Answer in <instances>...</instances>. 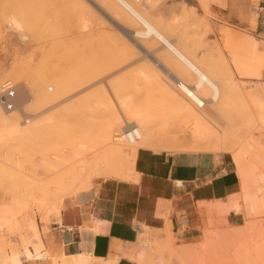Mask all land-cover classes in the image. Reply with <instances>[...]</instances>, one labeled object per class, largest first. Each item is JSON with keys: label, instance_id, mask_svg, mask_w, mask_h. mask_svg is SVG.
<instances>
[{"label": "rangeland", "instance_id": "374dc122", "mask_svg": "<svg viewBox=\"0 0 264 264\" xmlns=\"http://www.w3.org/2000/svg\"><path fill=\"white\" fill-rule=\"evenodd\" d=\"M40 1L0 0V72L8 70L9 67H12L11 70L16 69L15 74L5 75V78L0 80V86L3 82L10 81L18 88L20 85L18 82L24 79L30 86L32 83L33 86L41 87L44 80L53 77L54 80L56 79L55 82L64 81L67 88L63 98H59L54 106H48L49 108L44 106L45 110L38 104L40 102L38 90L32 92L31 100L25 105L29 110L40 114L36 113L33 116L32 122L38 126L36 127L38 129L32 138L25 137L26 115H20L19 105L14 104L12 111H6L19 114L17 124L19 131H16L17 126L0 129V264H20L22 257L27 256L30 248L35 250V253L43 249L42 242L51 217L58 216L66 197H72L77 192L95 187L101 182L132 181L115 176L111 172L110 166L114 160L113 168L130 167L137 176L140 175L139 163L142 154L163 155V153L155 154L151 150L167 153L176 150L222 152L211 148L191 149L199 139L197 136L212 131L210 140L226 143L241 155L242 170L264 171V128L258 127L254 117L255 111L251 109L249 99L256 88L264 89V51L259 49L260 42L255 36L222 18L218 9L223 7L216 5L214 0H204L209 1L206 2L209 5L206 12L198 8L195 3L186 5L183 10L178 6L171 15L175 19H180L182 16L190 15L189 13L195 9L194 14L198 22L190 29L192 33H189V36L191 40L201 38L202 43L199 45H202L198 47L200 50L190 47L191 50L188 51L190 53L195 48L196 53L194 49L190 54L192 59L204 66L207 76L217 84L218 89H221L220 93L225 88L220 94L222 101L215 103L209 96L205 97L207 98L205 119L194 123L184 122L186 118L182 121L183 115H175L177 112L181 115V112L176 111L177 108L175 109L174 106V108L168 107L171 105L166 98L169 92L162 90L168 85L160 84L164 82V78L162 80V74L155 71L153 64L151 66L149 62L143 64L142 61L132 62V60L125 61L124 58L123 60L111 58L112 53L123 54L122 46L110 45L99 50V48L85 47L76 49L70 44L61 49L48 45L41 32L42 29H25V15L21 19L22 22L20 18L19 20L16 18L21 23L20 27L10 25L11 22L8 21H12L11 13L15 9L20 11L31 7L36 9L34 10L36 13L27 16L29 20L27 23L37 21L42 13L38 8ZM176 2L179 3V0ZM64 4L65 7L69 3ZM69 7L71 13L67 10L68 7L61 8L70 19L67 20L70 27L62 36L73 40L90 38V34L85 33L89 26H85L83 21L89 22L91 27L92 20L88 21L87 18L83 20L80 10L78 8L76 10L75 3H70ZM8 10L11 13L5 12ZM76 13L78 15H75ZM77 23L79 24L76 25ZM81 27L85 30H81ZM194 28H197L199 36L194 34L197 33ZM25 37L27 40L24 39ZM66 52H69L68 56L64 55ZM198 59H201V64ZM49 82L44 88L54 87L53 83ZM49 92L52 93L53 90ZM1 107L3 108L2 104ZM171 112L173 117L168 114ZM142 113L143 116H155L157 119L156 124L153 125L155 136L152 145L143 150L138 149L140 151L134 156L129 155L130 152L127 150L122 151L126 153L128 159L124 163L120 158H113L114 160L111 161L109 159L106 163L102 161L107 159L103 158L104 152L110 147L105 145L108 143L105 136L112 131L111 135L114 133L113 136L118 137L120 134L121 137V119L133 118ZM46 117L51 118H49L50 122L48 119L45 121ZM119 121L120 123L117 124ZM210 123L214 128L208 130ZM250 131L254 132L250 143L249 140L245 142L247 132ZM179 143L182 145L176 146ZM76 166H79L77 170L80 172L76 170ZM45 168L46 170H43ZM48 168L56 170L55 173L52 174ZM62 169L65 172L63 175H61ZM44 183L48 184V187ZM140 245L148 250V242L145 240H141ZM260 262L264 260L260 259Z\"/></svg>", "mask_w": 264, "mask_h": 264}, {"label": "crops", "instance_id": "0c3cea01", "mask_svg": "<svg viewBox=\"0 0 264 264\" xmlns=\"http://www.w3.org/2000/svg\"><path fill=\"white\" fill-rule=\"evenodd\" d=\"M225 2L218 13L264 51V0ZM249 99L264 118V89ZM151 151L163 155L142 154L132 181L66 197L20 264H264V171L226 152Z\"/></svg>", "mask_w": 264, "mask_h": 264}, {"label": "bare ground", "instance_id": "6f19581e", "mask_svg": "<svg viewBox=\"0 0 264 264\" xmlns=\"http://www.w3.org/2000/svg\"><path fill=\"white\" fill-rule=\"evenodd\" d=\"M206 2H209V1H206ZM206 2L204 0H179V3H177L176 0H41L38 4V8L41 9L42 11L41 16L39 17L37 21L28 22V23L27 21L29 20H27V16L30 14L36 13L34 12V10L36 11V9L32 7L30 9L29 8L27 10L23 9L21 11L19 9L17 10L15 9V11H13L12 13L9 12L10 10L5 11V12L13 14V18L11 17L10 19L12 21H8V22H11L10 25H13L15 27H20L21 25L20 22H22L21 19L25 17V29H32V28L42 29L41 32L44 34L43 36H45V40L48 42V45L50 44L51 47L52 46L60 47L62 49L71 44V46L75 47L76 49L85 47L89 49L99 48V50H101L102 48L104 49L106 47H109L110 45L111 46L117 45V47L119 45L120 47L121 46L123 47V50H124L122 51L123 54H120L121 52H118L119 54L112 53L111 54L112 57L111 56L110 57L113 60H119V59L123 60L122 58H124L125 61L127 60H130V61L132 60V62L142 61L143 64H145V62H149L151 63V66L153 64L152 67L156 69L155 71L156 72L159 71L158 73L162 74L161 76L162 80L164 78L163 80L164 82H162L161 80L162 83L160 84L166 83L165 85L169 86V87L167 86L168 88L166 87V89H162L165 86L163 85L161 88L162 90H164V92L165 90H166V93L169 92L168 97H166L167 95L164 94L166 95L165 97L167 98L169 103L172 105V106L168 105L167 103L168 107L170 106L172 108L174 106L175 109L177 108L178 110L176 109V111H180L181 115L180 113L178 114V112L175 115L177 116L183 115L184 117L182 116V119H181L182 121L185 120V119L183 120V118H186L184 122L188 123V122L193 121L194 123V122L202 121V119L203 120L205 119V116H206L205 115V103L207 99V98L205 99V97L209 96L210 100L215 103L216 101H222V98H221L222 95L220 94H222L225 88H223V90L220 93L219 90L221 89H218L217 84L207 76L206 74L207 72L203 68L204 66L202 67V64H201L202 62L200 61L201 59H198V62L200 61V64H201L199 65V63L193 60L192 57L190 56L191 52H194L195 48L197 49L200 45H202V44L199 45V43H202V42L200 41L201 38L197 37V35H196L197 39L195 38V40L194 39L191 40L190 39L191 37L189 36V33H192L190 29L192 28L193 25H195L198 22L194 14L196 13L194 11L195 9L192 11V13H189L190 15L188 16L186 15L184 17L182 16L180 19H175L171 17V15L178 6H179L178 8L181 7V9L183 10L184 8H186V5L189 6L190 4L193 5L195 3L198 6V8L205 11L209 8V5H207ZM214 2L216 5H219L220 7L225 6V2H223V0H214ZM64 3H66V5L67 3L69 4L75 3L76 10L78 9L80 10L81 18L83 20L87 18L88 21L89 19L92 20L93 24L91 25V27L88 21H87L88 23H86V21L82 20L85 26L90 27V28L87 27L86 28L87 31L85 32V33L90 34V38L86 37V38H80V39L73 40V39H67L62 36V34L66 33L67 32L66 30L70 27V24H67V20H70V19L67 18V14L65 13V11L62 12L63 9L61 11L62 7L64 9L65 8L67 9L68 7L67 10L68 11L70 10L69 4L64 7L65 5ZM76 10H74V12H76ZM77 12L79 13V11ZM70 13H71V10H70ZM78 13H76L75 15H78ZM23 15L25 16L23 17ZM77 17L76 19L79 18ZM16 18L17 19L20 18V22L18 21L19 19L17 20ZM73 21H76V20H73ZM78 24L79 23H77L76 25ZM80 29L85 30L83 29V27H81ZM194 29L196 30L195 32H197L194 34H198L199 36V32L197 31V28H194ZM26 38L27 37H25L24 39ZM190 47H195V48H193L192 51L189 53L188 49L191 50ZM196 49H195V53H196ZM68 53L69 52H66L64 53V55L68 56ZM11 69L12 67L11 68L9 67L8 70L7 69L4 71L2 70V72H0V80H3V78H5L4 77L5 75L10 76L11 74L16 73L15 72L16 69L15 70H11ZM20 76H23V75H20ZM23 80L18 82L20 84L18 88H16L17 85L16 86L14 85L15 92L17 91V94H16L17 97L15 96L12 99V101L14 104L19 105V108L21 109L20 115H26L24 118V123H25V126L26 125L27 126L25 128L23 127L25 129V137L32 138V135H35V131L36 129H38L36 128L38 126L34 122H32L34 118L33 116H35L36 113L39 114V112L35 113L34 110H31V109L29 110L25 105L27 101L31 100L30 96L32 92L35 90L36 91L38 90V94H39L38 96H39V101H40V102L38 101L39 102L38 104H40V107H42L43 110H45L44 106H47L46 108H49L48 106L50 107L54 106L53 104H55V102H58L57 100L59 98L61 97L63 98V96L66 94L67 87L65 86L64 81H63L64 83L59 80L55 82L56 79L54 80L53 77L48 78L47 80H44L41 83V87L40 85L33 86L34 84L32 83L30 86L29 83H26V80L24 81ZM49 81H51V84L53 83L54 87L50 88L49 86H47L44 88L45 84L48 83ZM6 82L8 81L3 82L0 87L3 88L5 85L10 84V83L5 84ZM27 82H28V79H27ZM49 90L51 92L53 90V92L50 93ZM167 90H170V91H167ZM35 94L37 93L35 92ZM1 95L2 94H0V129L8 128V127L11 128L10 126L12 127L17 126V128L16 127L14 128H16V131H19L18 129L19 125H17L19 121V114L14 113V112L7 113L4 110V108L1 107V99H2ZM215 103L213 105H215ZM250 105H251V109L255 111V107L253 106L251 101H250ZM172 112L168 114L169 116L173 117ZM140 115L135 116V117L132 116L133 118L128 117L129 119L128 118L125 119V117H123L121 119V123L120 121L117 122V124L120 123L122 125L121 137H119L120 134L118 135V137H114L113 136L114 133L111 135L112 131L111 133H109L108 136H105L108 142V143L106 142L107 144L105 145H110V147L109 146H108L109 148L106 147L107 149L105 151L107 152H104L105 157L103 158H107V159H104L102 161L106 163V161H108L109 159L111 161L113 158H120L121 161H123L124 163V162H127L128 159H127V155H125L126 153H122V151L127 150L130 152L129 155L134 156L137 153L138 149H145L152 145L153 143L152 139L155 136V133L153 132L154 131L153 125L156 124L157 119L155 118V116L153 117L151 116L146 117L145 115L143 116V113L141 116ZM254 117H255V120L257 121L256 123H258V127L264 128L263 127L264 118H262L256 111H255ZM49 118L50 117L48 118L46 117L45 121H47L48 119V122H50ZM47 124L48 123L46 122V125ZM213 128L214 126L211 123L209 127H207L208 130H211ZM253 133H254L253 131L247 132V135L244 141L247 142V140H249V143H250ZM211 134H212V131L208 132V134H206L205 132V135L197 136V138L199 139L196 140L194 145H192L191 149L192 150H203V149L206 150V149L211 148L214 150L226 152L230 154L234 162L237 165H239L241 161V155L226 143L210 140ZM181 145L179 143L176 146L180 147ZM181 152H190V151L176 150L173 153H181ZM114 161L111 162V166H110L111 168L109 167L111 172L115 176L117 175L125 179H132V176H134L133 169L130 167H125L124 169L123 168L121 169L119 168L120 166L118 168H115V167L113 168L112 164L113 163L115 164ZM77 167L79 168V166H76V170L78 169ZM46 168L43 170H46ZM63 169H62L63 172H61L60 170L61 175L65 173ZM71 169L70 171H72ZM81 169L83 168L81 167ZM76 170H73V171H76ZM48 171H52V174H53V172L55 173L56 170L53 171V170H49L48 168ZM59 174H57L58 177H59ZM45 185L48 187V184H45ZM27 256L32 257L33 254L28 253Z\"/></svg>", "mask_w": 264, "mask_h": 264}, {"label": "built area", "instance_id": "2783aa9c", "mask_svg": "<svg viewBox=\"0 0 264 264\" xmlns=\"http://www.w3.org/2000/svg\"><path fill=\"white\" fill-rule=\"evenodd\" d=\"M7 83L10 84L5 86L3 85V88L1 87V104L3 105L5 111H12L15 107L12 99L16 96V92L14 84H12L10 81L6 82L5 84Z\"/></svg>", "mask_w": 264, "mask_h": 264}]
</instances>
